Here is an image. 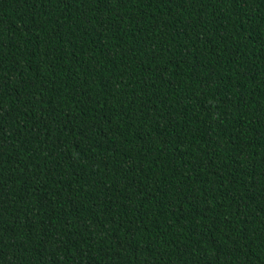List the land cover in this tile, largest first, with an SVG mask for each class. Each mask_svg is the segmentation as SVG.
Returning a JSON list of instances; mask_svg holds the SVG:
<instances>
[{
    "label": "trees",
    "instance_id": "obj_1",
    "mask_svg": "<svg viewBox=\"0 0 264 264\" xmlns=\"http://www.w3.org/2000/svg\"><path fill=\"white\" fill-rule=\"evenodd\" d=\"M0 264H264V0H0Z\"/></svg>",
    "mask_w": 264,
    "mask_h": 264
}]
</instances>
